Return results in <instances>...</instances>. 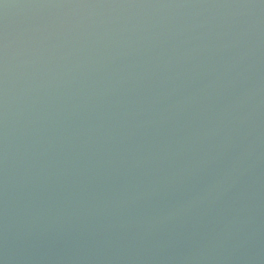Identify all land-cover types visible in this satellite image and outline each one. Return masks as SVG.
<instances>
[{
	"label": "water",
	"instance_id": "obj_1",
	"mask_svg": "<svg viewBox=\"0 0 264 264\" xmlns=\"http://www.w3.org/2000/svg\"><path fill=\"white\" fill-rule=\"evenodd\" d=\"M0 264H264V0H0Z\"/></svg>",
	"mask_w": 264,
	"mask_h": 264
}]
</instances>
